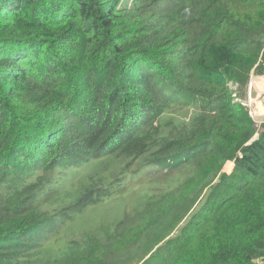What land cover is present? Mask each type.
Masks as SVG:
<instances>
[{
	"label": "trees",
	"instance_id": "trees-1",
	"mask_svg": "<svg viewBox=\"0 0 264 264\" xmlns=\"http://www.w3.org/2000/svg\"><path fill=\"white\" fill-rule=\"evenodd\" d=\"M257 75L264 0H0V264H105L132 218L76 230L83 212L164 169L184 185L159 226L187 219L138 263L264 261V124L229 86Z\"/></svg>",
	"mask_w": 264,
	"mask_h": 264
},
{
	"label": "rangeland",
	"instance_id": "rangeland-1",
	"mask_svg": "<svg viewBox=\"0 0 264 264\" xmlns=\"http://www.w3.org/2000/svg\"><path fill=\"white\" fill-rule=\"evenodd\" d=\"M261 75L252 76V78H257ZM251 78V79H252ZM261 79V83L264 87V78ZM230 90L234 95V102L240 103L246 106L249 115L255 122L257 127V135L255 138L259 136L261 128L264 124V115L257 116L254 113L255 106H250L248 103V89L243 91L241 87L235 83H229ZM249 88V87H248ZM184 117V116H183ZM92 165V164H91ZM90 165V166H91ZM87 167L86 169L90 168ZM135 168V167H132ZM175 169L173 171L176 172ZM234 170V162H227L219 171L218 175L209 182V179L206 181L207 187H204L202 190L201 187H198L196 190H202V196L199 200L206 196L209 189H211L218 181L220 175L227 174L230 175ZM168 170L162 171V176H155L156 172L146 171V175L148 177H154L150 181H143L145 178L144 173L137 176L133 180H130L131 173L127 176V179L124 182L129 183L127 187H122L121 190L123 192L119 193L116 200H107L104 203L98 205V207H91L87 211H84V216L78 222V228L82 227L83 220L87 221V226L90 224L91 220L96 219L98 221V227L108 226L117 224L125 215L131 217L130 225L127 227V230L130 232L129 236H125L119 234L118 237H112L109 240V243H101L97 248L93 249V252L90 253V261L93 259L103 260L105 264H142L138 263L141 258L152 248L155 250L162 246L168 238L164 241V237L170 233L169 237L172 238L175 235L181 232L184 221L187 219L184 218L180 223L175 224L174 219H177L185 214V209L175 211V217L167 219L165 222L161 223L159 226V221L162 218L163 214H165L170 206L169 203L164 202L162 204V199L167 196L171 201H175L179 199L180 195L175 194L174 192L181 190L183 184V179L177 180L174 175L170 178H167ZM188 178L191 181V186L193 189L196 188V180L199 179L200 183L202 177L205 176V173L199 170V173L193 174V172L189 175H179ZM126 178V177H125ZM124 178V179H125ZM167 178V179H166ZM141 185V186H140ZM186 184L185 189H190ZM173 193V194H171ZM149 199H151L149 201ZM96 209V210H94ZM171 219V220H170ZM59 222H56V225L53 223L50 226H47L44 231L47 230V235L50 234L54 226L56 227ZM98 227H89L85 230L88 231H97ZM65 230V229H64ZM69 233L65 232L62 236V243L67 244ZM43 240L42 243L46 242L42 236H39ZM57 249L60 246H56ZM120 251V252H119ZM148 256L146 259H148ZM159 258V257H158ZM160 259V258H159ZM79 262L84 261L83 258H78ZM89 262H86L87 264ZM161 264V262L159 263ZM257 264H264V261H259Z\"/></svg>",
	"mask_w": 264,
	"mask_h": 264
},
{
	"label": "water",
	"instance_id": "water-1",
	"mask_svg": "<svg viewBox=\"0 0 264 264\" xmlns=\"http://www.w3.org/2000/svg\"><path fill=\"white\" fill-rule=\"evenodd\" d=\"M257 78H264V75L259 76ZM254 79L252 78L249 83L248 88V103L250 106H255L254 112L257 113L259 109H256V106L260 104L262 107H264V89H260L258 86L254 84Z\"/></svg>",
	"mask_w": 264,
	"mask_h": 264
},
{
	"label": "bare ground",
	"instance_id": "bare-ground-1",
	"mask_svg": "<svg viewBox=\"0 0 264 264\" xmlns=\"http://www.w3.org/2000/svg\"><path fill=\"white\" fill-rule=\"evenodd\" d=\"M254 84L258 86L260 89H264L263 84L261 83V79L256 78L254 79ZM256 109H259V111L254 112L257 116H263L264 115V107H262L260 104L256 106Z\"/></svg>",
	"mask_w": 264,
	"mask_h": 264
}]
</instances>
